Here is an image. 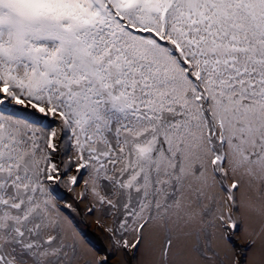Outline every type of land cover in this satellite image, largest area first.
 <instances>
[{
  "label": "snow or ice",
  "instance_id": "6c2138e0",
  "mask_svg": "<svg viewBox=\"0 0 264 264\" xmlns=\"http://www.w3.org/2000/svg\"><path fill=\"white\" fill-rule=\"evenodd\" d=\"M0 264H264V0H0Z\"/></svg>",
  "mask_w": 264,
  "mask_h": 264
}]
</instances>
